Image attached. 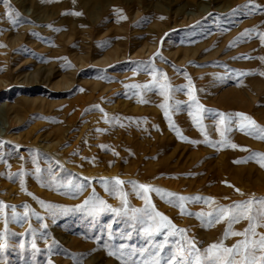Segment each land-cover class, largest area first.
Wrapping results in <instances>:
<instances>
[{
    "label": "rangeland",
    "instance_id": "1",
    "mask_svg": "<svg viewBox=\"0 0 264 264\" xmlns=\"http://www.w3.org/2000/svg\"><path fill=\"white\" fill-rule=\"evenodd\" d=\"M9 7L22 23L10 22ZM257 33L264 0H0V202L14 206L0 212V233L9 218L0 264H143L152 257L139 250L168 236L164 264L182 237L200 249L243 240L224 239L227 219L209 226L207 213L264 198V167L249 158L264 154V141L235 117L264 128ZM162 85L173 91L161 94ZM190 95L205 110L199 127ZM219 113L234 123L221 124ZM114 178L125 182L126 209L111 183L106 190ZM130 181L162 193H148L146 205ZM180 196L189 198L183 214ZM145 208L184 232L149 236L153 219L141 225L131 211ZM247 227L241 219L231 231Z\"/></svg>",
    "mask_w": 264,
    "mask_h": 264
},
{
    "label": "snow or ice",
    "instance_id": "2",
    "mask_svg": "<svg viewBox=\"0 0 264 264\" xmlns=\"http://www.w3.org/2000/svg\"><path fill=\"white\" fill-rule=\"evenodd\" d=\"M5 4H7V0H5ZM7 15H9L10 22L14 25L20 24L23 22V18L20 17L18 12H15L10 7L8 11L6 12ZM75 15H79V13H75ZM251 34L250 30H246L245 33L242 34V38L248 37ZM257 38H259L262 42H264V34L257 33ZM156 55H159L157 53ZM264 60V58H261ZM154 74V80H156V70L153 69ZM163 75V74H159ZM189 84H191V81L189 80ZM133 87H142L140 85H135ZM143 87H150L148 85H145ZM162 92L161 94H164V90L170 94L173 89L169 85H162ZM165 99H169V96H165ZM189 99L192 100L195 103L196 107V115H193L192 113H189V115L193 116V123L199 127L200 121L202 120V115L205 110L202 105L196 101V97L194 95H190ZM162 109H164V115L168 117V111L169 108L166 106V104L159 105ZM221 124L225 125H231L234 123V120L231 115H226L224 113H219ZM235 117H239L241 121H247L249 125L252 126L251 129H245L244 126H241V130L245 132L246 135H249L252 138L259 139L261 141H264V128H259L255 121H253L250 117L243 113H235ZM253 129L255 131H253ZM227 130V129H226ZM200 131L203 132V128H200ZM219 131V129H218ZM223 135V133H221ZM178 136L180 139H184L183 136H180L178 133ZM190 143H195L192 141H189ZM222 143L227 144L228 141L224 140ZM231 147L236 148L237 145L232 144ZM245 150V149H241ZM250 159L255 158L258 163H260L261 167H264V154L260 153H252L250 154ZM0 162H2V158H0ZM240 162H246V161H236V163ZM37 174L41 172V169L39 167L36 168ZM19 175H23V172H21ZM71 183V181H69ZM111 183V189L112 191H117L120 194V199L122 204L124 205L125 209L127 208V200H126V194L122 192L120 186H122L125 182L114 178L112 182H105L106 190H108V185ZM134 188H139L144 194L145 204L150 205V200L147 197L148 193L156 192L157 194H161L162 190L160 189H154L151 188L148 185L145 184H139L137 185L135 182H129ZM77 187H82V185H77ZM23 180H21V189L23 190ZM239 191V190H237ZM242 194V193H241ZM168 197H172V193H166L164 194ZM181 203L179 205L180 211L183 214L185 211L183 202L188 200L187 197H177ZM199 199V198H197ZM43 207H51V205H44L43 202H40ZM86 204L88 201L85 202ZM99 205L102 206L100 210H103V207H106L104 205L103 201H98ZM207 203V201H206ZM14 207V206H8L3 204V202H0V212H3L6 208ZM93 210H96L95 208ZM112 211L116 212L117 215H119V211L117 209H113ZM133 215V219L136 220L138 223L143 225L145 223L143 217L147 216L153 219V222L148 225L146 229H144L149 236L152 235H160L161 231L163 229H171L178 231L180 233H183V229H175V226L172 224V222L169 220L168 217L164 216L163 214L156 212L155 209H152V212H149L147 208L145 209H131ZM137 213L141 215H136ZM159 218V223H156L154 217ZM199 216L203 217L205 214L199 213ZM207 223L209 226L214 225L215 223H219L221 221H224L227 219L228 221V227L225 229V232L223 234L224 239H227L229 235L231 236H242L244 239L241 241H238L235 245L232 247H225L223 245V242L220 243H213L208 246L206 249H200L197 247L196 243L192 240H188L184 237L182 239L184 242L174 250L171 251L170 255L167 256V258L164 260V264H264V234H259V238L255 239L258 235L256 232V229L259 227H264V198H261L259 200L255 198H250L246 201H241L239 203L226 206V207H218L213 212L207 213ZM12 219H16V213L13 210L12 213ZM241 219H245L248 221V227L244 229L242 232H235L231 231V226L234 222H239ZM9 222L8 217H4V223H5V232L0 233V239H4L7 235V224ZM155 229V231H153ZM168 242V236H165V244ZM165 244H159L157 245V249L153 252H149L147 249H140L139 255L142 257L151 256L152 259L148 260L145 259L143 261V264H161L162 259V253L165 248ZM6 247L5 243H0V251H2ZM135 252V250H133ZM117 252H120L123 254V247L121 246L120 249L117 251H110L109 255H116ZM121 264H126L124 260L121 261Z\"/></svg>",
    "mask_w": 264,
    "mask_h": 264
},
{
    "label": "bare ground",
    "instance_id": "3",
    "mask_svg": "<svg viewBox=\"0 0 264 264\" xmlns=\"http://www.w3.org/2000/svg\"><path fill=\"white\" fill-rule=\"evenodd\" d=\"M52 73H53V70H51V71H47V76H48V78L52 75Z\"/></svg>",
    "mask_w": 264,
    "mask_h": 264
}]
</instances>
